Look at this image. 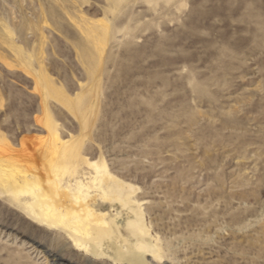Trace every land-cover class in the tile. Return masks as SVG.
<instances>
[{
	"label": "rangeland",
	"instance_id": "374dc122",
	"mask_svg": "<svg viewBox=\"0 0 264 264\" xmlns=\"http://www.w3.org/2000/svg\"><path fill=\"white\" fill-rule=\"evenodd\" d=\"M11 159L68 201L105 164L138 188L160 258L88 254L0 194V264H264V0H0Z\"/></svg>",
	"mask_w": 264,
	"mask_h": 264
},
{
	"label": "bare ground",
	"instance_id": "6f19581e",
	"mask_svg": "<svg viewBox=\"0 0 264 264\" xmlns=\"http://www.w3.org/2000/svg\"><path fill=\"white\" fill-rule=\"evenodd\" d=\"M57 138L53 137L48 147L46 146L48 153L54 156L50 160L55 163L59 142ZM21 144L25 143L22 141ZM6 145H3L4 150L9 148V145L5 148ZM8 150L6 152L11 154L12 149ZM12 159L7 165L0 163V194H8L31 219L51 229L65 230L78 249L97 257L108 255L104 253V246L108 244V247L113 245L123 255L130 256L129 246L132 245L138 253L160 258V248L157 246L159 239L151 231L141 202L134 198L138 188L114 176L105 164L95 166L94 175L90 176L86 184L80 183L71 201H68L66 194L61 191V181L57 175L45 174V180L40 175L44 180L42 181L36 173L27 175L29 168L26 171L20 170ZM24 195L29 196V199L24 198L23 201L21 196ZM98 198L111 205H119L121 209L115 219H108V213L98 212L92 207V203ZM123 213L127 216L124 226L117 222V218H121ZM123 228L131 232L136 239L135 243L131 244V239L123 234ZM116 256L115 261H122V256L117 253ZM137 259L143 260L139 257Z\"/></svg>",
	"mask_w": 264,
	"mask_h": 264
}]
</instances>
